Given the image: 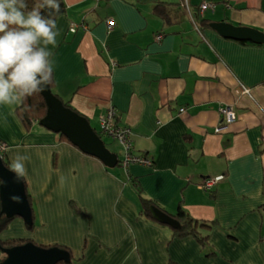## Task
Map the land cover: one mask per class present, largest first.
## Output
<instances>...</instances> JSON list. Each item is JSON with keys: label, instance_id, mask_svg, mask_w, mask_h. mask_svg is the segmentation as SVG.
Listing matches in <instances>:
<instances>
[{"label": "crops", "instance_id": "crops-1", "mask_svg": "<svg viewBox=\"0 0 264 264\" xmlns=\"http://www.w3.org/2000/svg\"><path fill=\"white\" fill-rule=\"evenodd\" d=\"M64 2L51 49L54 93L98 131L113 107L147 163L107 168L44 128L27 132L20 103L0 105L1 152L10 165L29 157L36 223L28 231L18 218L1 238L63 246L76 264H264V45L212 28L228 22L264 33V0ZM203 2L215 8L201 15ZM224 105L237 120L217 134ZM105 137L121 147V162L124 145ZM134 182L170 215L198 220L207 245L142 218Z\"/></svg>", "mask_w": 264, "mask_h": 264}, {"label": "clouds", "instance_id": "clouds-1", "mask_svg": "<svg viewBox=\"0 0 264 264\" xmlns=\"http://www.w3.org/2000/svg\"><path fill=\"white\" fill-rule=\"evenodd\" d=\"M43 8L58 13L59 0H42L31 10L27 0H0V105H17L51 83V49L57 47L60 32L52 14L41 13ZM28 159L13 158L9 170L17 179L26 175Z\"/></svg>", "mask_w": 264, "mask_h": 264}, {"label": "water", "instance_id": "water-1", "mask_svg": "<svg viewBox=\"0 0 264 264\" xmlns=\"http://www.w3.org/2000/svg\"><path fill=\"white\" fill-rule=\"evenodd\" d=\"M212 28L222 37L238 42H251L264 45V33L250 27H237L228 22L213 24ZM46 105L47 114L40 121V126L54 133L62 134L69 142L86 155L100 160L107 168L119 165V157L106 146L105 141L95 132L89 120L67 108L54 95L50 84L41 92ZM0 200L1 215L7 218H21L25 224L32 223V209L28 201L22 178L17 179L5 165L0 156ZM18 198V199H14ZM167 222V219H166ZM177 225L175 220L168 221ZM6 259L0 264H57L70 262V254L60 248H45L30 242L23 246L2 250Z\"/></svg>", "mask_w": 264, "mask_h": 264}, {"label": "trees", "instance_id": "trees-1", "mask_svg": "<svg viewBox=\"0 0 264 264\" xmlns=\"http://www.w3.org/2000/svg\"><path fill=\"white\" fill-rule=\"evenodd\" d=\"M41 2H42V0H27L28 9L31 10L33 7L39 6V4ZM59 3H60V10L58 13H56L52 9H48V8L41 9V13L45 16H48L49 13H51L52 18H54L57 21V19L60 16L64 15L66 12V4H65L64 0H59ZM203 4L214 5L213 3H210V2H207V3L203 2L202 5ZM159 7L160 6L157 7L158 10H159ZM206 11H204V12H206ZM204 12H202L201 7H200L201 15H204ZM197 19H199V14L197 16ZM208 22L209 21H207V20L201 21V23H208ZM241 43L248 44L249 42H241ZM257 45L260 46V44H257ZM261 46H263V45H261ZM50 87L53 91V75H52ZM53 93H54V91H53ZM54 95H56V94L54 93ZM62 102L67 108H70L73 111L80 114L77 110H75L70 105V103H66L64 101H62ZM16 114H17V117H18L20 123L22 124V126L24 127V129L27 132H31V130L35 126L41 127L40 121L47 114V105H46V102H45L41 92L34 93L33 95L23 99L22 102L20 103L19 108L17 109ZM80 115H82V114H80ZM113 124L117 128H122V129L126 128V127L120 126L118 124V115L115 118ZM41 128H43V127H41ZM94 130L102 139H103V137L106 136V135L104 136L101 133V131H98L96 129H94ZM58 136H59V140L61 142L70 143L69 140L65 136H63L62 134H58ZM1 144L2 143L0 141V145ZM106 146H107V144H106ZM0 156L2 157L4 165L9 169L10 163L7 161L6 155L3 152H1V149H0ZM118 157H119V155H118ZM119 159H120V157H119ZM119 163H121V162H119ZM152 165H153V163H152ZM22 180L24 182L28 201H29L31 209H32V223L29 225L26 224V227H27L28 231H34V229L36 227V223H35V212H34L33 202H32L31 196L28 193L25 178L22 177ZM134 184H135L136 188H138L137 193L139 196L140 206H141L140 207V216L142 218L146 219L151 224L158 226L160 228H165V227L169 226L171 228V230L173 231V237L174 238L177 237L180 239H186V238L192 237L196 240V242L200 246L205 247L207 245L208 237L201 235V233L199 232V229H198L199 221L198 220L193 219L190 215L186 214L182 210H179V212H177L176 215H170L156 200L150 199V198H147L144 196V193H143V190L141 189L140 184H136L135 182H134ZM0 185H1V181H0ZM212 197H214V195H212ZM74 209L78 210V208L76 206H74ZM16 219H18V217L7 218L5 215H1V200H0V251H2L4 249H11V248H15L18 246H23V245L28 243L24 240H19V239H12V240L4 241L1 238L2 234L7 232L10 229L11 225L13 224V222ZM166 219H167V222H166ZM170 219L175 220L178 224L177 225L168 224V221ZM46 248L47 249H49V248H60L62 250H66L67 252H69L70 258H71L70 262L61 261L57 264H76L74 257L72 256L71 252L67 248H65L63 246H52V247H46ZM2 255H3V258H2V261H0V263L3 262L7 257L6 254H4V253ZM171 264H174V263H171Z\"/></svg>", "mask_w": 264, "mask_h": 264}, {"label": "built area", "instance_id": "built-area-1", "mask_svg": "<svg viewBox=\"0 0 264 264\" xmlns=\"http://www.w3.org/2000/svg\"><path fill=\"white\" fill-rule=\"evenodd\" d=\"M187 2V0H186ZM214 9L215 6L209 5V4H203L201 6L202 12L208 10V9ZM115 21H108L107 22V28L108 30H113L115 28ZM72 32H75V28L71 29ZM162 36H158L157 40H161ZM245 93L249 94L248 89H244ZM183 112V110L181 111ZM220 115L222 116L221 123L215 128V133L221 134L229 128L230 125L235 123L236 119V111L233 106L230 105H224L221 106L220 109ZM117 117V113L113 107L109 108L107 114L103 116L101 120V133L103 135H106L110 138H113L114 140L119 141L124 145V155L123 159L121 161L122 167L125 169H128L131 165L134 164H146V158H143L140 155H137L133 152L132 145L129 142V131L127 128H117L114 126L113 122L115 118ZM1 151H5L6 146L1 144L0 145ZM220 178L217 180H210L204 183V189L209 190Z\"/></svg>", "mask_w": 264, "mask_h": 264}, {"label": "rangeland", "instance_id": "rangeland-1", "mask_svg": "<svg viewBox=\"0 0 264 264\" xmlns=\"http://www.w3.org/2000/svg\"><path fill=\"white\" fill-rule=\"evenodd\" d=\"M211 1H213V0H211ZM93 123V122H92ZM95 124H92V126H94ZM41 129V127H39L38 126V129ZM103 139H104V141L106 142V144H107V147H108V149L110 150V151H112V152H114V153H116L117 155H119L120 157L122 156V154L121 153H123L122 152V149H121V147L117 144V143H114V142H112L110 139H108V138H106V137H103ZM176 215V214H175Z\"/></svg>", "mask_w": 264, "mask_h": 264}]
</instances>
